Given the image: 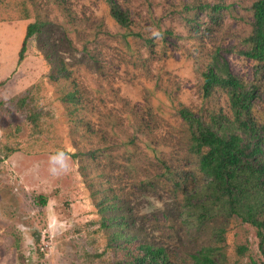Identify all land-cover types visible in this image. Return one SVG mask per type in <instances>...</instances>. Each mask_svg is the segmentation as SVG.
<instances>
[{
	"label": "rangeland",
	"instance_id": "374dc122",
	"mask_svg": "<svg viewBox=\"0 0 264 264\" xmlns=\"http://www.w3.org/2000/svg\"><path fill=\"white\" fill-rule=\"evenodd\" d=\"M258 1L0 0V264H116L120 235L131 250L164 248L169 264L208 247L223 264L264 260L241 219L188 217L204 178L179 111L215 131L234 122L225 89L203 92V74L221 65L253 92L264 138V63L241 54ZM57 150L73 163L54 176ZM113 217L122 227L104 226Z\"/></svg>",
	"mask_w": 264,
	"mask_h": 264
},
{
	"label": "trees",
	"instance_id": "16d2710c",
	"mask_svg": "<svg viewBox=\"0 0 264 264\" xmlns=\"http://www.w3.org/2000/svg\"><path fill=\"white\" fill-rule=\"evenodd\" d=\"M253 10V33L247 39L249 49L241 54L257 63H264V0L256 2ZM112 12L113 18L120 25L128 27V18L124 13L116 7ZM38 31L36 24L27 28L25 42L19 53L20 60L23 59L26 40ZM61 71L63 69L58 70V73ZM203 78L206 98L211 96L216 87L228 92L235 120L227 128L215 131L187 109L179 110L181 117L189 125L192 151L199 158L198 172L204 178L201 189L194 193L195 198L193 196L186 203L188 217L195 219L200 225L216 212L227 218L241 219L257 229L264 257V138L254 128L251 120L254 94L243 89L241 80L221 65H211ZM25 100L27 97L20 102V107L25 105ZM235 123L238 125L237 129ZM38 198L39 205L46 207L47 198ZM122 225L121 219L114 217L104 222V226L108 228ZM112 238L109 246L118 248L123 254L116 264H169L164 248L139 245L131 250L128 238L123 235ZM39 241L40 239L37 244ZM37 251L39 252V246ZM239 251L242 255L246 249L242 247ZM191 258L193 264H223L221 250L217 247L202 249ZM260 264H264V260Z\"/></svg>",
	"mask_w": 264,
	"mask_h": 264
},
{
	"label": "clouds",
	"instance_id": "9594fccd",
	"mask_svg": "<svg viewBox=\"0 0 264 264\" xmlns=\"http://www.w3.org/2000/svg\"><path fill=\"white\" fill-rule=\"evenodd\" d=\"M72 163V158L68 153L63 150H57L49 157V172L54 176L66 174L71 169ZM152 210L154 209H147L149 212Z\"/></svg>",
	"mask_w": 264,
	"mask_h": 264
}]
</instances>
